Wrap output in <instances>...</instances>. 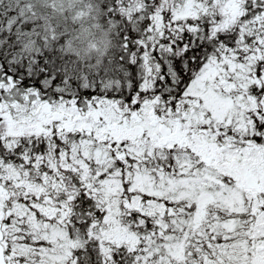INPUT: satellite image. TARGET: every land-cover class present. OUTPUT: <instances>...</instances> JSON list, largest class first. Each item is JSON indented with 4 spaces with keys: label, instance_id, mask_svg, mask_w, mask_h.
<instances>
[{
    "label": "snow or ice",
    "instance_id": "obj_1",
    "mask_svg": "<svg viewBox=\"0 0 264 264\" xmlns=\"http://www.w3.org/2000/svg\"><path fill=\"white\" fill-rule=\"evenodd\" d=\"M0 264H264V0H0Z\"/></svg>",
    "mask_w": 264,
    "mask_h": 264
}]
</instances>
